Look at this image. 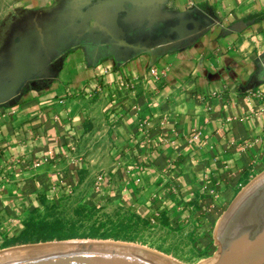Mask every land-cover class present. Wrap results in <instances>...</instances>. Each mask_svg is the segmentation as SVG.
Listing matches in <instances>:
<instances>
[{"label":"crops","instance_id":"1","mask_svg":"<svg viewBox=\"0 0 264 264\" xmlns=\"http://www.w3.org/2000/svg\"><path fill=\"white\" fill-rule=\"evenodd\" d=\"M0 3V18L42 19L48 35L68 39L45 47L67 53L44 72L35 56L28 62L25 84H44L23 85L14 104L0 105V241L44 209V195L122 206L193 237L199 258L214 256L220 218L264 172V113L252 97L264 91V0H146L204 24L161 53L134 52V40L121 38V3L137 14V2ZM33 44L14 42L21 53Z\"/></svg>","mask_w":264,"mask_h":264},{"label":"water","instance_id":"2","mask_svg":"<svg viewBox=\"0 0 264 264\" xmlns=\"http://www.w3.org/2000/svg\"><path fill=\"white\" fill-rule=\"evenodd\" d=\"M145 4L146 0H122ZM204 25V24H203ZM202 25V27H203ZM199 26V27H198ZM195 23L188 37L203 31ZM202 29V30H201ZM175 44V43H174ZM174 46V45H173ZM171 46V47H173ZM24 56V54H23ZM13 60L10 79L1 80L0 105L14 104L31 76L28 62ZM28 66V67H27ZM216 254L198 264H264V172L233 199L216 226ZM0 264H180L144 245L110 239H70L14 246L0 251Z\"/></svg>","mask_w":264,"mask_h":264},{"label":"rangeland","instance_id":"3","mask_svg":"<svg viewBox=\"0 0 264 264\" xmlns=\"http://www.w3.org/2000/svg\"><path fill=\"white\" fill-rule=\"evenodd\" d=\"M127 4L121 3V38L129 37L134 40V52L139 50V46H153L154 51L161 53L166 48L173 46L174 41L180 39V37H188L192 34L195 25L192 23L191 17L174 14L169 10L163 3L157 4V6L142 4L137 8V14H133L132 5L130 8ZM0 3V10H1ZM175 16V17H174ZM177 17V18H176ZM183 18V19H182ZM63 23L65 22L62 20ZM81 21V20H80ZM80 21L77 22L78 28ZM108 23H113L112 19L106 20ZM48 21L40 20L38 18H25V21L21 24L20 22L12 18L11 16H4L0 18V79L5 81L10 79L11 70L13 67V60L20 55V50H17L14 46L16 39L22 38L29 46L30 43H34L35 50H29L25 48L21 54H24L26 62H31L34 56L40 63L36 70L40 73L44 72L52 63L55 56L59 58L64 56L66 51H49L45 49L48 44H56L57 47H63L68 42L67 37L64 34H56L50 36L46 33ZM40 48V49H38ZM2 58V61H1ZM32 69V67L30 68ZM6 83L1 82L0 85ZM43 84V83H42ZM42 84H38L39 86ZM31 86V83H28ZM62 208L66 209L68 216L71 214V208L76 206V202H66L62 204ZM63 210V209H62ZM119 214L121 210H116ZM113 213L111 208H101L97 212L93 211V219L98 217L99 219L104 218L105 214ZM115 219L117 216H114ZM92 222V221H91ZM90 222V223H91ZM181 231H164L158 226H152L144 231L139 232V239L137 241H131L132 243L144 245L153 250H157L168 255L172 260L180 264H198L204 261L202 258L195 257L196 252L193 246L190 245V241L185 240V236L181 235ZM112 240V239H110ZM2 240L0 241V251L11 248L10 246H1ZM169 250L170 252H166ZM218 245L213 243L212 253L217 252ZM206 260V259H205Z\"/></svg>","mask_w":264,"mask_h":264},{"label":"trees","instance_id":"4","mask_svg":"<svg viewBox=\"0 0 264 264\" xmlns=\"http://www.w3.org/2000/svg\"><path fill=\"white\" fill-rule=\"evenodd\" d=\"M42 201L44 209L31 212L24 220L21 233L4 238L1 246L14 247L70 239H112L131 242L140 238L139 232L154 226L149 219L122 206L111 214H105L104 218L93 219L92 212H97L103 207L78 203L71 208V214L68 216L64 214L66 209L62 208V204L51 202L44 195ZM116 210H121L122 213L118 214ZM202 255L204 252H198L194 258Z\"/></svg>","mask_w":264,"mask_h":264},{"label":"built area","instance_id":"5","mask_svg":"<svg viewBox=\"0 0 264 264\" xmlns=\"http://www.w3.org/2000/svg\"><path fill=\"white\" fill-rule=\"evenodd\" d=\"M252 97L255 100H258L260 103L261 111L264 113V91H256L252 94Z\"/></svg>","mask_w":264,"mask_h":264},{"label":"flooded vegetation","instance_id":"6","mask_svg":"<svg viewBox=\"0 0 264 264\" xmlns=\"http://www.w3.org/2000/svg\"><path fill=\"white\" fill-rule=\"evenodd\" d=\"M44 84V81L41 79V80H33L31 82V86H39L38 84Z\"/></svg>","mask_w":264,"mask_h":264}]
</instances>
